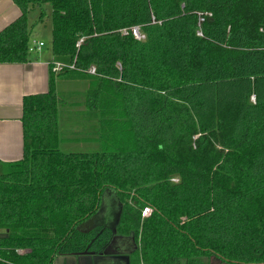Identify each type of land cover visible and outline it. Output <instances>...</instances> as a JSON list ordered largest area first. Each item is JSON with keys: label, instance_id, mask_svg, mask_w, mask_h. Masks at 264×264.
<instances>
[{"label": "trees", "instance_id": "trees-1", "mask_svg": "<svg viewBox=\"0 0 264 264\" xmlns=\"http://www.w3.org/2000/svg\"><path fill=\"white\" fill-rule=\"evenodd\" d=\"M12 1L0 63L30 59L36 9L53 62L75 69L51 64L48 91L22 100V157L0 163V264L104 257L116 233L136 243L118 249L127 264H264V0ZM60 74L88 80L99 150L59 149ZM104 191L116 224L79 230Z\"/></svg>", "mask_w": 264, "mask_h": 264}, {"label": "crops", "instance_id": "crops-1", "mask_svg": "<svg viewBox=\"0 0 264 264\" xmlns=\"http://www.w3.org/2000/svg\"><path fill=\"white\" fill-rule=\"evenodd\" d=\"M19 16L20 10L12 0H0V31ZM51 64H53L51 50H45L44 45L39 50L31 52L30 59L27 62L0 63V163L14 162L21 159L23 154V133L21 124L22 100L25 96L48 91ZM54 73L57 74L58 72ZM64 80L87 82V85L83 87L84 89L81 88L83 89L81 97L86 102L85 96L89 83L88 80L80 79L77 76L60 74L56 76L55 86L58 84L60 85ZM56 89L59 91L58 87ZM69 91L72 92V97H74L75 93L73 90L70 89ZM83 105L86 106V103L83 104V102H80L78 108L80 109V113L85 114V117L82 122H78V126L74 125V137L69 136L67 140H77L75 134L79 133V135H81L87 132L88 134L86 137L79 138L78 141L98 143L99 147H101V141L98 138L99 125L94 117H89L91 110H88V112L83 111V107H81ZM79 127H81V129H79ZM110 194L114 204L117 205L115 194L112 192H110ZM111 217L112 216H110V218ZM109 221L110 220H107L108 223ZM101 226H104V223ZM109 246L111 247L112 244L108 245V247ZM134 246H136V243L131 242L130 246L123 250V253ZM114 253L116 252H113V254ZM98 256L99 255L91 254L57 255L54 256L52 264H93V261H96ZM118 256L125 257L110 258H114L115 262L127 264L124 262L128 259L127 254L120 253ZM101 258L103 257L101 256Z\"/></svg>", "mask_w": 264, "mask_h": 264}, {"label": "rangeland", "instance_id": "rangeland-1", "mask_svg": "<svg viewBox=\"0 0 264 264\" xmlns=\"http://www.w3.org/2000/svg\"><path fill=\"white\" fill-rule=\"evenodd\" d=\"M38 13L37 10L34 9L30 11L28 14V23L32 26L31 30V38L41 41L44 45V49L51 50V18L49 12L44 16L43 21L38 22L37 19ZM45 43V44H44ZM87 82H75L71 80H64L61 82L60 85H56L59 91L56 89L57 97L59 99L58 104V136L60 139L59 142V149L63 152H91L99 150L100 147L98 143H87L78 141L79 138H85L88 134L84 132L83 134L79 135V133L75 134V138L77 140H67L69 136L74 137V125L78 126V122H82L85 114L79 112L78 104L86 102L82 99L81 93L83 92V87H85ZM63 85V86H62ZM83 88V89H81ZM73 90L75 96L72 97V92L69 90ZM86 97V96H85ZM76 102V103H73ZM83 107V111L88 112L89 107L86 104L81 106ZM81 129V127H79ZM119 209L118 206L114 204L113 199L111 198V194L109 191H104L101 199L99 209L96 213L91 215L85 221L79 223L77 228L81 231H86L90 229H95L101 227L103 223L105 224L107 220H110L109 217L112 216L113 219V226L116 224V216L118 215ZM148 213V212H147ZM151 211L149 210L148 215L144 216L142 211L143 217H148ZM114 228V227H113ZM116 237V239H115ZM125 237V235H120L116 233V235L112 236V246L108 247L105 250V254L103 258L98 256L96 261H93V264H121L119 262H115L114 258L110 257H125V256H118L120 253L118 249L125 250L128 246L129 241L127 240H120L119 238ZM118 238V239H117ZM125 241V242H123ZM118 243V244H117ZM121 252V250H119ZM113 252H116L113 254ZM212 264H221L218 260L213 259Z\"/></svg>", "mask_w": 264, "mask_h": 264}, {"label": "built area", "instance_id": "built-area-1", "mask_svg": "<svg viewBox=\"0 0 264 264\" xmlns=\"http://www.w3.org/2000/svg\"><path fill=\"white\" fill-rule=\"evenodd\" d=\"M203 20H204V18L201 16V14H199V23L202 22ZM122 32L124 34L128 33V31L126 29H123ZM130 32L136 40H143L145 38V35L139 31L138 27H131ZM197 35L201 36V32L197 31ZM42 46H43V43L41 41L32 39L30 42V45H29V51L34 52L36 50H39ZM65 67L68 69H75L74 65H66V64L61 63V62H53V68L52 69L54 72H59L62 68H65ZM85 72L92 74V75L96 74V70H95L94 66H90L87 70H85ZM172 180L177 181L176 178H173ZM149 210H150L149 208H145L143 210V215L144 216L148 215ZM16 252L20 255H25V254L30 253V251L28 249H17Z\"/></svg>", "mask_w": 264, "mask_h": 264}]
</instances>
